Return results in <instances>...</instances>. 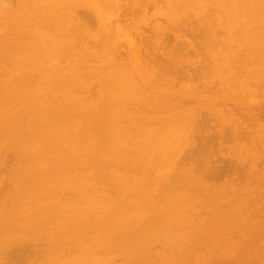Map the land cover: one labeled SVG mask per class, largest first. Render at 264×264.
<instances>
[{"label": "bare ground", "instance_id": "1", "mask_svg": "<svg viewBox=\"0 0 264 264\" xmlns=\"http://www.w3.org/2000/svg\"><path fill=\"white\" fill-rule=\"evenodd\" d=\"M0 264H264V0H0Z\"/></svg>", "mask_w": 264, "mask_h": 264}, {"label": "rangeland", "instance_id": "2", "mask_svg": "<svg viewBox=\"0 0 264 264\" xmlns=\"http://www.w3.org/2000/svg\"><path fill=\"white\" fill-rule=\"evenodd\" d=\"M111 12H113V11H111ZM121 26H122V25H121ZM126 29H127V32H128L130 35H133V33L131 32V30H130L129 27H127ZM129 34H128V35H129Z\"/></svg>", "mask_w": 264, "mask_h": 264}]
</instances>
